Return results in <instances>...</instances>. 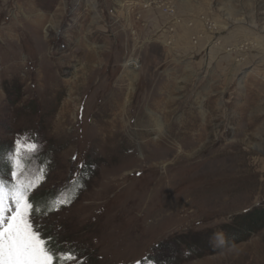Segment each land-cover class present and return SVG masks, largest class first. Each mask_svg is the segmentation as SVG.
Masks as SVG:
<instances>
[{
    "label": "rangeland",
    "instance_id": "obj_1",
    "mask_svg": "<svg viewBox=\"0 0 264 264\" xmlns=\"http://www.w3.org/2000/svg\"><path fill=\"white\" fill-rule=\"evenodd\" d=\"M0 149L70 264H264V0H0Z\"/></svg>",
    "mask_w": 264,
    "mask_h": 264
},
{
    "label": "snow or ice",
    "instance_id": "obj_2",
    "mask_svg": "<svg viewBox=\"0 0 264 264\" xmlns=\"http://www.w3.org/2000/svg\"><path fill=\"white\" fill-rule=\"evenodd\" d=\"M37 148L36 144H31L29 150L27 143L18 138L9 160L22 165ZM12 174L17 175L15 171ZM34 187L33 182L25 183L20 179L11 186L0 181V264H70L76 261L74 251L58 254L48 240L41 238L31 219L33 213L59 211L67 201H46L42 209L40 204L29 200ZM137 264L148 262L145 259L137 261Z\"/></svg>",
    "mask_w": 264,
    "mask_h": 264
},
{
    "label": "trees",
    "instance_id": "obj_3",
    "mask_svg": "<svg viewBox=\"0 0 264 264\" xmlns=\"http://www.w3.org/2000/svg\"><path fill=\"white\" fill-rule=\"evenodd\" d=\"M7 159L8 158H7L6 153L4 154L3 153V150L0 149V179L1 178L3 180L10 179V182H12L11 181V172H12L13 167L11 165V162L8 163V160ZM7 184L9 186H11L8 182H7ZM50 194L51 193H47V195H45V198L47 199L46 201H51V198H54V199L56 198V193H52L51 195ZM261 216H260V218H262ZM250 217L252 218V216H250Z\"/></svg>",
    "mask_w": 264,
    "mask_h": 264
},
{
    "label": "bare ground",
    "instance_id": "obj_4",
    "mask_svg": "<svg viewBox=\"0 0 264 264\" xmlns=\"http://www.w3.org/2000/svg\"><path fill=\"white\" fill-rule=\"evenodd\" d=\"M89 1H92V0H89ZM132 61V60H130ZM125 67L131 72L133 69L136 68V64H134V62L131 64V63H128V61L125 63Z\"/></svg>",
    "mask_w": 264,
    "mask_h": 264
}]
</instances>
